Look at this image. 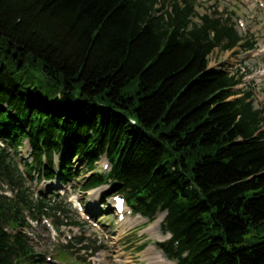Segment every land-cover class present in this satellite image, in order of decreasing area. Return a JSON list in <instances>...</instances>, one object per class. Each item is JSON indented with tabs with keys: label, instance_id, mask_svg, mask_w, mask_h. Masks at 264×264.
Instances as JSON below:
<instances>
[{
	"label": "trees",
	"instance_id": "trees-1",
	"mask_svg": "<svg viewBox=\"0 0 264 264\" xmlns=\"http://www.w3.org/2000/svg\"><path fill=\"white\" fill-rule=\"evenodd\" d=\"M232 19L197 0H0V264H48L30 221L83 228L29 185L76 181L73 161L82 191L166 214L157 245L175 264H264V108L209 68L215 49L255 48Z\"/></svg>",
	"mask_w": 264,
	"mask_h": 264
},
{
	"label": "rangeland",
	"instance_id": "rangeland-1",
	"mask_svg": "<svg viewBox=\"0 0 264 264\" xmlns=\"http://www.w3.org/2000/svg\"><path fill=\"white\" fill-rule=\"evenodd\" d=\"M218 8L225 18L229 15L240 34L251 38L255 42V49L251 52L236 48L234 51H222L215 49L210 55V66H218L221 61H226L224 66L227 70L236 72L241 66L246 67L247 77L236 90L252 91L256 108H264V0H197V12L205 14ZM198 21V18L195 20ZM241 23V25H239ZM243 61V63H242ZM238 66V67H236ZM239 97V96H238ZM233 99V98H232ZM30 146L26 143L16 157L17 162L24 171V162L30 157ZM56 171L60 169L59 158L56 157ZM104 163H109L103 158L97 169L98 173H105ZM74 169H81V176L72 182L61 183L59 177L52 181L44 180L41 183L34 181L29 183L35 191H41L45 195L59 193L62 200L67 203L71 216H78L83 222V228L60 227V231L52 227L50 223L32 222L29 234L30 243L36 253L52 257L48 264H158L162 254L165 259H160V264H175L166 258L157 242H164L169 238L168 233L161 228L165 213H158L153 223L140 215L132 214L128 208L124 212V219H118L114 212V200L107 199L109 186L84 192L80 189L79 182L86 176V171L79 161H73ZM83 168V169H82ZM11 192L7 185L0 181V192ZM96 191H100L97 192ZM77 196L83 204L91 210V221L86 219L75 208ZM107 199V200H106ZM107 202L106 205L103 203ZM85 236L86 243L99 247L95 255L91 251L80 250L81 245L77 240ZM72 247L65 248L64 246ZM143 246V247H141ZM61 253L63 259L60 258Z\"/></svg>",
	"mask_w": 264,
	"mask_h": 264
},
{
	"label": "bare ground",
	"instance_id": "bare-ground-1",
	"mask_svg": "<svg viewBox=\"0 0 264 264\" xmlns=\"http://www.w3.org/2000/svg\"><path fill=\"white\" fill-rule=\"evenodd\" d=\"M97 192H100V191H96V193H97ZM160 255H161V258H160V257H157V258H156V259L159 260L158 262H156V263H158V264L162 263L160 259H162V258L165 259L164 256H163L162 254H160Z\"/></svg>",
	"mask_w": 264,
	"mask_h": 264
},
{
	"label": "water",
	"instance_id": "water-1",
	"mask_svg": "<svg viewBox=\"0 0 264 264\" xmlns=\"http://www.w3.org/2000/svg\"><path fill=\"white\" fill-rule=\"evenodd\" d=\"M60 229L59 228H57V231H59ZM54 257V256H53Z\"/></svg>",
	"mask_w": 264,
	"mask_h": 264
}]
</instances>
